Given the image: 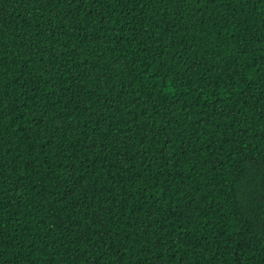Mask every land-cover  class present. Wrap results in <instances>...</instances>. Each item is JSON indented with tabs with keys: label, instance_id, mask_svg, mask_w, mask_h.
<instances>
[{
	"label": "trees",
	"instance_id": "16d2710c",
	"mask_svg": "<svg viewBox=\"0 0 264 264\" xmlns=\"http://www.w3.org/2000/svg\"><path fill=\"white\" fill-rule=\"evenodd\" d=\"M0 264H264V0H0Z\"/></svg>",
	"mask_w": 264,
	"mask_h": 264
}]
</instances>
